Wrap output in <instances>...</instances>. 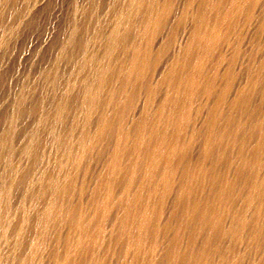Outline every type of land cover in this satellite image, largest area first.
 Masks as SVG:
<instances>
[{"label":"bare ground","instance_id":"1","mask_svg":"<svg viewBox=\"0 0 264 264\" xmlns=\"http://www.w3.org/2000/svg\"><path fill=\"white\" fill-rule=\"evenodd\" d=\"M45 1L0 0V63ZM104 3L7 99L0 264H264V0Z\"/></svg>","mask_w":264,"mask_h":264},{"label":"rangeland","instance_id":"2","mask_svg":"<svg viewBox=\"0 0 264 264\" xmlns=\"http://www.w3.org/2000/svg\"><path fill=\"white\" fill-rule=\"evenodd\" d=\"M50 1V4H49ZM46 0L44 2V4L37 9L34 14H33V18L31 17L30 21L25 22L24 24H22L19 28L16 29V40L12 41L11 43H9V55L5 56V60L3 59V61L5 62H1L0 65L3 66L2 68L0 66V118H4L0 119V133L1 130H3V128L6 126V121H7V117L9 116V114L12 112V105L11 102L12 101V97L11 95H14V89L16 87H18L21 84H25L28 87H31V92L35 95H38L39 93L43 92L47 94L49 93V89L46 86L45 82H44V78L39 74L41 72V70L45 67V63L46 66H50L53 64H57L58 66H60V70H68L71 66L72 61L74 62V59L76 60V56L78 54V48H73L72 46L69 47V45L67 44V40L68 38L71 36L72 34V26L75 23L76 25L80 26V31L77 33L76 35V40H81V39H90L92 38V33L94 31L95 26H98L100 23L103 22L104 19L107 18V13H105L106 11V5L104 2H107L108 0ZM70 2L69 4H66ZM104 1V2H103ZM47 2V3H46ZM54 4L52 5L51 4ZM74 2V3H73ZM87 2V3H86ZM92 4L91 8L88 9L89 4ZM81 3V4H79ZM98 3V4H97ZM47 4V6H46ZM63 4V5H62ZM66 4V5H65ZM72 4V5H71ZM78 4V5H77ZM83 4V5H82ZM52 5V6H51ZM69 5V7H68ZM99 5V6H98ZM60 6V7H59ZM67 6V7H66ZM79 7V8H76ZM58 7V9H57ZM83 7V8H81ZM98 7V8H97ZM42 8V9H41ZM47 8V9H46ZM62 8V9H61ZM70 8V9H69ZM104 8V10H103ZM45 9V10H44ZM69 12H68V10ZM78 10V12H76V10ZM92 9V10H91ZM41 10V11H40ZM61 10V11H59ZM65 10V11H63ZM50 11V13H49ZM86 11V13H85ZM39 12V13H38ZM64 12V13H63ZM68 12V13H67ZM99 12V13H98ZM102 12V13H101ZM59 13L61 15H59ZM37 14V15H36ZM57 14V15H56ZM75 14H79L78 16H76ZM93 14V15H92ZM97 14V15H96ZM99 14V15H98ZM56 15V17H55ZM75 15V16H74ZM103 15V16H102ZM61 16V17H60ZM64 16V17H63ZM96 18H94V17ZM106 16V17H105ZM36 17V20L34 19ZM68 17V18H67ZM93 17V18H92ZM67 18V19H66ZM38 19V20H37ZM75 19V20H74ZM78 19V20H77ZM81 19V20H80ZM93 19V20H92ZM35 20V21H34ZM62 20V21H61ZM64 20V21H63ZM66 20V21H65ZM69 20V21H68ZM32 21V22H31ZM37 21V22H36ZM96 22V23H95ZM31 23V24H29ZM93 23V24H92ZM99 23V24H98ZM34 24V25H33ZM66 24V25H65ZM29 25L30 28L27 26ZM36 25V26H35ZM65 26V27H64ZM24 27V28H23ZM29 29H28V28ZM34 27V28H33ZM36 27V28H35ZM21 28V29H20ZM27 28V29H26ZM49 28V29H48ZM70 29V30H69ZM91 29V30H90ZM93 29V30H92ZM23 30V31H22ZM28 30V31H27ZM68 30V31H67ZM18 31V33H17ZM89 31V32H88ZM20 32V34H19ZM43 32V33H42ZM65 32V34H64ZM67 32V33H66ZM22 33V35H21ZM46 33V35H45ZM43 34V35H42ZM49 34V35H47ZM89 34V35H88ZM18 35H20L19 39H18ZM42 35V36H41ZM66 35V36H65ZM69 37H68V36ZM48 36V37H47ZM44 37V38H43ZM60 38V41H56ZM78 37V38H77ZM80 38V39H79ZM45 41H44V40ZM49 39V40H48ZM65 39V40H64ZM19 40V41H18ZM43 40V41H41ZM55 41V42H54ZM66 41V42H65ZM15 42V43H13ZM45 42V43H44ZM41 43V44H40ZM54 43H55V47H54ZM58 43V44H57ZM14 44V45H12ZM16 44V45H15ZM62 44V45H61ZM66 45V46H65ZM59 46V48H58ZM14 47V48H13ZM54 47V50H52ZM72 47V49H71ZM12 48V49H10ZM58 48V49H57ZM69 48V49H68ZM68 49V51H67ZM56 50V53H55ZM77 50V52H76ZM54 51V52H52ZM64 51V52H63ZM67 51V54H66ZM12 52V55L10 54ZM27 52V53H26ZM32 52V54H31ZM22 53V55H21ZM26 56H24V54ZM53 53V54H52ZM69 53V54H68ZM74 53V54H73ZM18 54V55H17ZM55 54V55H54ZM76 54V56H75ZM11 55V56H10ZM68 55V57H67ZM14 56V57H13ZM21 56V57H20ZM62 56V57H61ZM24 57V58H23ZM32 57V58H31ZM9 58V60H7ZM11 58V59H10ZM15 58V59H14ZM32 61H31V59ZM34 58V59H33ZM59 58V59H58ZM61 58V59H60ZM68 58V59H67ZM73 58V59H72ZM13 59V61H12ZM21 59V60H19ZM52 59V60H51ZM58 59V60H57ZM64 59V60H63ZM67 62H66V60ZM27 60V61H25ZM50 60V61H49ZM55 60V61H54ZM69 60V61H68ZM8 61V64H7ZM21 61V62H20ZM31 61V63H30ZM57 61V62H56ZM17 62V63H15ZM19 62V63H18ZM61 62V63H60ZM3 63V64H2ZM13 63V64H11ZM63 63V64H62ZM24 66H23V65ZM31 64V65H29ZM48 64V65H47ZM11 65V66H10ZM16 67H15V66ZM27 65V66H26ZM66 65V66H64ZM69 65V66H68ZM41 66V68H40ZM44 66V67H43ZM63 66V67H62ZM68 66V67H67ZM6 67V68H5ZM11 67V68H10ZM24 69H22V68ZM28 67V69H27ZM4 68V69H3ZM17 68V69H16ZM39 68V69H38ZM63 68V69H62ZM16 69V71H15ZM34 69V70H32ZM38 69V70H37ZM5 70V71H3ZM19 70V71H18ZM21 70V71H20ZM31 70V71H29ZM36 70V71H35ZM12 71V72H11ZM14 73V75H13ZM18 73V74H17ZM38 73V74H37ZM4 74V75H2ZM25 74V75H24ZM28 76H27V75ZM2 75V76H1ZM36 75V77H35ZM5 76V77H4ZM66 76V75H65ZM65 76L63 77L64 79H62V82H64L65 80ZM23 77V78H22ZM34 77V78H33ZM16 78V79H15ZM28 78V79H27ZM22 79V80H21ZM21 80V81H20ZM25 81V82H24ZM32 81V82H31ZM13 82V83H12ZM17 82V83H16ZM24 82V83H23ZM34 82V83H33ZM36 82V83H35ZM9 85V86H8ZM35 85V86H34ZM8 86V87H7ZM16 86V87H15ZM39 86V87H38ZM38 87V88H37ZM4 88V89H3ZM7 88V89H6ZM38 90L37 93L36 90ZM47 89V90H46ZM3 90V91H2ZM6 90V91H5ZM42 90V91H41ZM7 93V94H6ZM4 95H6L4 97ZM11 97H10V96ZM33 96L34 98L32 99L33 101H31V99H29L28 106L29 105H33L34 100L36 101L37 96ZM9 98H8V97ZM6 100H4L3 98ZM36 97V98H35ZM7 99H10L7 100ZM4 100V102H3ZM31 101V102H30ZM10 102V103H9ZM2 103V104H1ZM7 104V105H6ZM36 104V103H35ZM8 107V108H5ZM11 107V108H10ZM30 107V106H29ZM5 108V109H4ZM8 109V110H7ZM5 111L6 115H4L3 113ZM9 111V112H8ZM8 114V115H7ZM6 116V117H5ZM26 117V118H24ZM32 119L31 116H27L26 114L23 115L22 119H18L16 120V132H19V130L23 129L24 126H26L28 123H30L29 121L30 118ZM25 120H24V119ZM29 118V121H28ZM6 119V120H5ZM27 119V120H26ZM23 120V121H22ZM28 121V122H27ZM22 124H19V123ZM25 124H24V123ZM3 123V124H2ZM18 123V124H17ZM1 125H3L1 127ZM20 125V127L18 126ZM24 125V126H22Z\"/></svg>","mask_w":264,"mask_h":264}]
</instances>
